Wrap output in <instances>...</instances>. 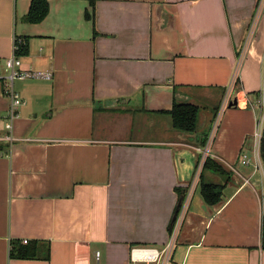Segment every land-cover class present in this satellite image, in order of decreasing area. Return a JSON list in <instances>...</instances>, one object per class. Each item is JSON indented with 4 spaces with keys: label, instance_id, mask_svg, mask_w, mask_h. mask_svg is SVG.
Masks as SVG:
<instances>
[{
    "label": "crops",
    "instance_id": "1",
    "mask_svg": "<svg viewBox=\"0 0 264 264\" xmlns=\"http://www.w3.org/2000/svg\"><path fill=\"white\" fill-rule=\"evenodd\" d=\"M30 1L0 0V136L14 37L22 67L51 74L14 82L24 104L0 141V264H130V247H163L215 115L206 156L232 178L219 205L196 187L171 264H264V0H48L27 23ZM225 95L236 104L220 109ZM174 102L200 108L196 132L172 129ZM24 240L49 259L10 258Z\"/></svg>",
    "mask_w": 264,
    "mask_h": 264
},
{
    "label": "trees",
    "instance_id": "2",
    "mask_svg": "<svg viewBox=\"0 0 264 264\" xmlns=\"http://www.w3.org/2000/svg\"><path fill=\"white\" fill-rule=\"evenodd\" d=\"M49 11L48 0H31L29 9L25 15L27 23L41 22ZM86 18L90 15L86 12ZM18 50L17 56L27 55V46L23 38L17 37ZM200 108L197 105L174 102L172 108L164 113L169 116L170 124L173 130L183 133L192 134L198 130V115ZM205 135L201 139V145L205 144ZM259 154L264 165V123L262 128V137L259 141ZM206 172H209L219 178L218 182L208 181L204 178ZM232 172L226 170L222 164L207 155L203 162L202 171L199 179V191L203 201L210 206L219 205L222 201L223 189L230 182ZM178 197H183L186 186L176 187ZM264 228V227H263ZM172 225L169 226V230ZM264 235V229H263ZM264 248V242L262 243ZM9 257L14 259H44L48 260L50 257V246L47 243L37 241H11L9 248Z\"/></svg>",
    "mask_w": 264,
    "mask_h": 264
},
{
    "label": "built area",
    "instance_id": "3",
    "mask_svg": "<svg viewBox=\"0 0 264 264\" xmlns=\"http://www.w3.org/2000/svg\"><path fill=\"white\" fill-rule=\"evenodd\" d=\"M254 28V27H253ZM252 31V28H251ZM18 42L17 37H14L12 54L5 60V69L6 75L4 77V93L8 98V110H7V121L4 123V128L7 131L5 135L0 136V141H12L13 137L11 136L10 132L13 127L14 119L18 117V108L24 104V101L21 99L20 95L14 88V82L16 80H25V79H35V78H44L50 79L51 74L49 73H41L35 72L28 69H24L22 67V62L19 56H17L18 50ZM236 80L233 77L230 81V88L235 84ZM261 98L263 96H260ZM231 103L229 95H225L221 101V108L224 109ZM219 116L215 115L214 120L211 123V127L208 133V142L204 146V150H202V157H200L199 161L197 162L194 171L191 175L189 182L186 185V191L182 197V201L180 207L178 208V212L172 224V229L170 230V234L168 237L167 242L161 248L152 247V246H132L129 249V263L130 264H171L172 261V254L176 242V234L184 220L185 214L189 207V203L191 197L194 193L196 187H198L200 174L203 167V162L205 160L206 154L208 153V147L210 144L211 139L216 132V129L219 124ZM258 127V126H257ZM262 137V131L259 127V130L255 131V146L258 151L257 145H259V141ZM198 150H200L198 148ZM243 164H248L249 160L247 156H244L242 161ZM247 182V181H246ZM26 243V241H23ZM99 253L96 252V257L98 258Z\"/></svg>",
    "mask_w": 264,
    "mask_h": 264
},
{
    "label": "water",
    "instance_id": "4",
    "mask_svg": "<svg viewBox=\"0 0 264 264\" xmlns=\"http://www.w3.org/2000/svg\"><path fill=\"white\" fill-rule=\"evenodd\" d=\"M234 104H236V101H235V102H231V103L229 104V107H232ZM104 105H105V106H109V105L106 104V103H104ZM110 106H112V105H110ZM194 135H197V134H194ZM193 166H194V164L192 163V166H191L190 171H189V177H190V175H191V173H192ZM181 201H182V197L180 196V197L178 198V201H177V203H176L175 210H174V212H173V215H172V218H171V221H170V224H171V225H172L173 222H174V219H175L176 214H177V212H178V208L180 207ZM263 242H264V235H263Z\"/></svg>",
    "mask_w": 264,
    "mask_h": 264
},
{
    "label": "rangeland",
    "instance_id": "5",
    "mask_svg": "<svg viewBox=\"0 0 264 264\" xmlns=\"http://www.w3.org/2000/svg\"><path fill=\"white\" fill-rule=\"evenodd\" d=\"M262 5L260 6V10H261V12H260V10H259V12H260V14L262 13ZM198 190V189H197ZM197 190L195 191V193H194V195L197 193ZM194 198V197H193ZM190 212V208H189V210H188V212H187V214ZM264 216V215H263ZM182 224L183 223H181V225H180V227H179V229H178V231H177V234H176V237H175V239H176V241H177V237H178V235L180 236V233H181V230L180 229H182L181 228V226H182ZM179 239V238H178ZM179 242V241H178ZM175 246H176V242H175ZM174 246V247H175Z\"/></svg>",
    "mask_w": 264,
    "mask_h": 264
}]
</instances>
